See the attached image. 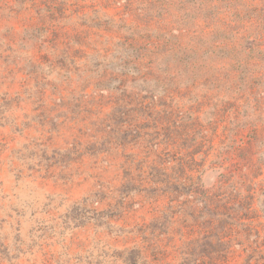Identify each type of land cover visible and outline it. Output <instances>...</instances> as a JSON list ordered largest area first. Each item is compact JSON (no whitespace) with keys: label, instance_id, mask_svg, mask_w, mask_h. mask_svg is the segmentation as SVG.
Returning a JSON list of instances; mask_svg holds the SVG:
<instances>
[{"label":"rangeland","instance_id":"obj_1","mask_svg":"<svg viewBox=\"0 0 264 264\" xmlns=\"http://www.w3.org/2000/svg\"><path fill=\"white\" fill-rule=\"evenodd\" d=\"M3 249L264 264V0H0Z\"/></svg>","mask_w":264,"mask_h":264},{"label":"trees","instance_id":"obj_2","mask_svg":"<svg viewBox=\"0 0 264 264\" xmlns=\"http://www.w3.org/2000/svg\"><path fill=\"white\" fill-rule=\"evenodd\" d=\"M6 254H7V251L6 250L3 249V252L0 251V256H3V257H0V262L5 260ZM128 254H129V250L124 251L120 255V258H121L120 261H121V263L122 264H135V262L137 261V259L131 258V257L127 258L128 257ZM143 264H147V263L144 262Z\"/></svg>","mask_w":264,"mask_h":264}]
</instances>
